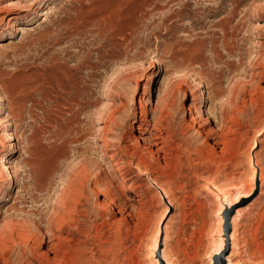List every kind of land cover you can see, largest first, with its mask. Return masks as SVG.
<instances>
[{
  "label": "rangeland",
  "instance_id": "1",
  "mask_svg": "<svg viewBox=\"0 0 264 264\" xmlns=\"http://www.w3.org/2000/svg\"><path fill=\"white\" fill-rule=\"evenodd\" d=\"M263 130L264 0H0V264H264Z\"/></svg>",
  "mask_w": 264,
  "mask_h": 264
},
{
  "label": "bare ground",
  "instance_id": "2",
  "mask_svg": "<svg viewBox=\"0 0 264 264\" xmlns=\"http://www.w3.org/2000/svg\"><path fill=\"white\" fill-rule=\"evenodd\" d=\"M45 0H37V6H41L43 4ZM205 97V96H204ZM191 98H193V101L194 100H197L195 95L193 94L191 96ZM207 99V98H205ZM203 100V99H202ZM186 101H189V97L186 98ZM199 101V100H198ZM194 106L193 107H188L189 109V112H190V115H191V118H192V122L193 121H196L197 122V118L196 116H198V120L200 119V121L202 120L203 118V113L199 110L200 108H198L199 106L196 104H193ZM146 114V113H145ZM168 113L166 114V119H169L168 118ZM144 119L141 120V123L137 126V132L139 133L140 136H143L145 137L146 135H148L149 137V140L154 144V146H160V145H164L163 147L165 148L167 146L166 144V140L165 138L163 137V134H162V130L161 128H156L154 126V124L152 125L151 122L149 121V119L147 118V115H145V117H143ZM162 118V117H161ZM165 119V120H166ZM170 120H168L169 122ZM191 122V120H190ZM191 122V123H192ZM195 122V123H196ZM200 123V122H199ZM163 124V122H162ZM166 124V123H165ZM199 125V124H198ZM159 127V126H158ZM200 127V126H199ZM164 129V128H163ZM201 130V128L199 129ZM264 132V130H263ZM111 177V176H110ZM115 178V177H114ZM112 179V178H111ZM114 182H118V179L115 178V179H112ZM261 180L262 182L264 183V180H263V177L261 176ZM112 182V181H111ZM112 185V184H111ZM122 185V184H121ZM116 186V184H115ZM118 186V185H117ZM121 187V186H120ZM118 187V188H120ZM117 188V189H118ZM121 190V189H120ZM160 190L163 192L164 196L167 198L165 192L160 188ZM216 190V188H215ZM221 191V190H220ZM240 191V190H239ZM238 191V192H239ZM222 192V191H221ZM224 192V191H223ZM249 192H247L246 194H242V193H239L237 194L234 199L232 200H229L228 199V196H225V201L224 202V205H227L229 209H233L234 207H236L237 205H240L244 202L245 198H249L252 194L248 195ZM222 208V206H221ZM223 210H224V206H223ZM247 211V210H245ZM246 213V212H245ZM242 211L241 210H238L237 212V215L236 217L234 218L233 220V223H234V233L232 234V245H233V252L230 256L227 257L226 261H227V264H228V259H230V262L231 264H241V262L239 261H236L235 262V259H236V256H237V249H238V246L239 244H237V238H236V235H238V232L236 234V226L237 224L239 223L238 220L239 218L242 216ZM245 216V215H244ZM243 217V216H242ZM39 227V226H38ZM14 228L12 225L8 226L4 232L0 233V244L3 245L5 243L6 240H8L10 237H18V236H22L24 235L25 237L28 238V240L30 242H35L37 243L38 247H35V248H45V244L47 242L46 239L47 238V234L45 232H43L40 228L37 229L38 231V235L35 234L34 232H31L30 230L25 229L24 231H22V235L19 234L18 232H16V230L14 231ZM19 230V229H18ZM21 231V230H19ZM18 233V234H17ZM55 236V235H54ZM53 241H55L54 243H50L51 246L47 248V250L42 254L43 257H45V260L47 263L49 264H68V260H67V257H66V253L63 251L62 252V243L58 240V239H54ZM29 242V243H30ZM223 242V241H222ZM224 243V242H223ZM27 244V243H26ZM49 245V244H48ZM224 247H225V243H224ZM34 248V247H33ZM32 249V248H30ZM222 250V245H220V247H218V251L216 252L215 255H218L220 256V259L222 258V256L224 255V248L222 250V253L220 254ZM27 252V251H26ZM26 252H23L22 253V256H17L15 257L14 259H9V258H4V262L7 263V264H15L17 262H20L22 260V257L24 258L27 253ZM32 252V251H31ZM235 252V253H234ZM239 253V252H238ZM242 253V252H241ZM50 254H53L54 255V258L50 259L49 255ZM240 254V253H239ZM68 255V254H67ZM240 256V255H239ZM156 264H159L158 261H156ZM160 264H175V262L171 259L170 255L167 253H165V251L163 252V258H162V261L160 260Z\"/></svg>",
  "mask_w": 264,
  "mask_h": 264
},
{
  "label": "water",
  "instance_id": "3",
  "mask_svg": "<svg viewBox=\"0 0 264 264\" xmlns=\"http://www.w3.org/2000/svg\"><path fill=\"white\" fill-rule=\"evenodd\" d=\"M230 218H231V216H230ZM218 264H226V263H225V261L222 260V261L219 262Z\"/></svg>",
  "mask_w": 264,
  "mask_h": 264
}]
</instances>
